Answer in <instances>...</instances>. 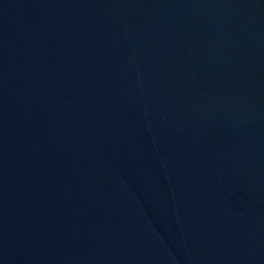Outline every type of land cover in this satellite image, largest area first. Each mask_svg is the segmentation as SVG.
I'll return each instance as SVG.
<instances>
[{"label": "water", "instance_id": "water-1", "mask_svg": "<svg viewBox=\"0 0 264 264\" xmlns=\"http://www.w3.org/2000/svg\"><path fill=\"white\" fill-rule=\"evenodd\" d=\"M0 264H264V0H0Z\"/></svg>", "mask_w": 264, "mask_h": 264}]
</instances>
